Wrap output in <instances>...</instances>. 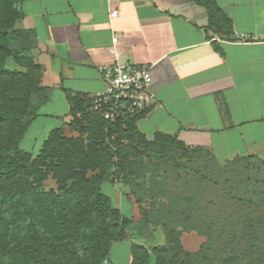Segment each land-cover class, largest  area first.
Masks as SVG:
<instances>
[{
  "label": "trees",
  "instance_id": "16d2710c",
  "mask_svg": "<svg viewBox=\"0 0 264 264\" xmlns=\"http://www.w3.org/2000/svg\"><path fill=\"white\" fill-rule=\"evenodd\" d=\"M194 2L205 8L208 28L221 37L231 35L232 23L216 0ZM17 3L0 0V264H109L112 242L141 236L151 222L161 223L167 243L147 248L132 242L130 264H264V187L250 190L248 198L227 194L225 211L216 215L222 223L199 215L182 230H194L204 240L195 251L182 247L181 230L168 223L179 216L175 202L192 200L164 190L178 165L175 158L205 155L222 165L207 149L187 147L174 136L144 137L136 121L145 111L111 123L75 95L69 98V126L78 136H64L56 128L36 154L19 146L43 87L32 52L36 38L16 26L21 18ZM239 161L264 171L257 157L239 156ZM109 178L134 197L141 213L137 224L103 192ZM48 179L54 186L46 189ZM245 205L251 212L243 219Z\"/></svg>",
  "mask_w": 264,
  "mask_h": 264
},
{
  "label": "crops",
  "instance_id": "0c3cea01",
  "mask_svg": "<svg viewBox=\"0 0 264 264\" xmlns=\"http://www.w3.org/2000/svg\"><path fill=\"white\" fill-rule=\"evenodd\" d=\"M216 1L232 23L227 38L208 28L207 12L194 0H18L16 26L35 35L43 87L19 146L36 154L56 128L78 136L69 126V98L90 103L105 86L99 66L117 60L150 73L155 100L136 121L144 137L165 133L187 147L207 148L219 162L236 156L264 161V0ZM239 33L250 40H237ZM113 37L115 55L108 51ZM104 188L137 224L128 188L110 178ZM132 238L112 242L109 264L131 263ZM180 241L194 251L203 237L191 230Z\"/></svg>",
  "mask_w": 264,
  "mask_h": 264
},
{
  "label": "rangeland",
  "instance_id": "374dc122",
  "mask_svg": "<svg viewBox=\"0 0 264 264\" xmlns=\"http://www.w3.org/2000/svg\"><path fill=\"white\" fill-rule=\"evenodd\" d=\"M22 146L24 147L26 145L22 144ZM236 158H229L222 162H219L216 158L219 164L222 165L216 166L212 163L210 158L205 155L190 160L177 156L175 158V163L178 165L165 180L164 190L171 196L180 194L181 198L190 197L192 203H185L183 200L175 202L172 208L179 214V216L170 220L171 222L168 224L170 226H176L177 230H181L182 234V232H188L182 230L184 229L183 227H189L190 224L194 223L195 218L205 213L215 216L213 221L221 224L222 218H216V215L218 214L219 216L225 211L222 208L226 207L225 197H227V194L232 193L241 196L244 195L248 198V195L251 194V192L249 193L250 190H254L256 187L258 189L261 187L259 189L261 190L264 187V184L260 183L262 182L261 179L264 177V171L260 168L254 169L245 162H235ZM200 174L204 175L205 178L200 179ZM248 177L249 179L251 178L254 180L249 181ZM229 178L230 180H228ZM218 181L223 183V186H214L213 183H218ZM104 185L105 181L102 183V190H106ZM44 186L46 189L53 187L54 181L48 179ZM158 191L161 192L160 190ZM245 206L246 207L243 208L242 211L243 219H245L246 215L251 212V208H248L250 205ZM145 207H147V205H145ZM136 208V217L141 219V213L137 204ZM184 215H189L190 218L186 219L184 218ZM254 216L255 215H252L253 218ZM243 219H240V221H245ZM157 229L162 230L164 234L163 238L161 237L162 235L160 231L155 232ZM226 230H228V228ZM134 241L147 248L167 243L165 232L160 222L148 223L147 227L143 229L141 236L138 235L131 239V243ZM115 251V248H113L111 252L112 257L114 256Z\"/></svg>",
  "mask_w": 264,
  "mask_h": 264
},
{
  "label": "built area",
  "instance_id": "2783aa9c",
  "mask_svg": "<svg viewBox=\"0 0 264 264\" xmlns=\"http://www.w3.org/2000/svg\"><path fill=\"white\" fill-rule=\"evenodd\" d=\"M116 16V11H111ZM237 40H250L245 33H239ZM108 51L115 55L114 44ZM104 88L91 96L90 110L98 113L111 123L128 115L146 111L154 102V95L149 91L150 73L146 66L136 65L131 61L115 60L110 65L99 66Z\"/></svg>",
  "mask_w": 264,
  "mask_h": 264
}]
</instances>
